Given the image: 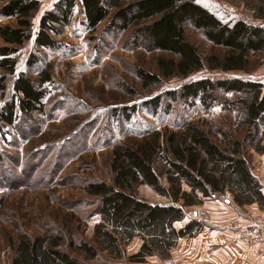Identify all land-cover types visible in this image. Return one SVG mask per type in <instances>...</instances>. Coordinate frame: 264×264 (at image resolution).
I'll list each match as a JSON object with an SVG mask.
<instances>
[{
  "label": "trees",
  "instance_id": "1",
  "mask_svg": "<svg viewBox=\"0 0 264 264\" xmlns=\"http://www.w3.org/2000/svg\"><path fill=\"white\" fill-rule=\"evenodd\" d=\"M0 4V18L15 20L14 26L0 25L1 93L5 75L15 72L13 55L31 37V19L39 0H0ZM76 11L82 18L80 24L91 33L111 15L121 30L135 27L148 50L175 57L157 60L159 75L136 70L145 87L158 85L162 79H184L202 69L245 72L251 57L264 56L263 26L241 19L224 23L194 0H58L39 18L35 47L56 48L58 42L53 37L71 24ZM188 26L199 30L213 47L224 49V56L202 58L185 36ZM12 90V99L0 112V122L9 126L18 113H39L44 98L39 86L23 74L17 75ZM166 98L187 106L198 102L206 110L219 105L224 119L233 114V121L227 124L230 128L218 123L207 130L184 122L180 132L164 133L162 147L158 142L138 151L116 146L110 183L90 182L85 188L87 195L98 199L94 214L99 222L93 226L91 241L75 243L70 237L64 245L60 234L22 235L9 244L8 264H92L99 260L144 264L151 256L167 260L179 239L192 238L204 227L193 218L175 226L184 220L187 208L202 204L204 199L228 192L237 206L256 203L264 210L262 187L250 172L246 156L249 151L264 152V84L205 78L181 84L168 91ZM159 101L157 96L146 103L156 110ZM157 158L163 163L161 169L155 164ZM139 185L149 187L167 204L138 199L134 188ZM134 238L140 239V246L126 255L125 246Z\"/></svg>",
  "mask_w": 264,
  "mask_h": 264
},
{
  "label": "rangeland",
  "instance_id": "2",
  "mask_svg": "<svg viewBox=\"0 0 264 264\" xmlns=\"http://www.w3.org/2000/svg\"><path fill=\"white\" fill-rule=\"evenodd\" d=\"M57 1L39 0L31 19V37L13 55L15 72L5 75V89L0 93L1 112L12 99L15 78L23 74L44 94L39 113H18L11 126L0 122V264H8L9 244L22 235L60 234L64 245L70 237L75 243L91 241L93 226L99 222L94 214L98 199L87 195L85 188L90 182L110 183L112 151L116 146L138 151L146 144L158 142L162 147L164 133L180 132L184 122L204 130L218 123L230 128L227 124L233 121V114L224 119L219 105L206 110L198 102L187 106L182 101H168V91L205 78H239L264 84V56H253L245 72L202 69L184 79H162L158 85L145 87L136 70L159 75L157 60L175 57L148 50L135 27L121 30L111 15L93 33L87 31L80 24L79 8L71 24L53 37L58 42L56 48L37 49L33 40L39 18ZM194 1L224 23L241 19L264 27V0ZM0 25L14 26L15 20L0 18ZM185 31L187 40L202 58L224 56L225 50L213 47L199 30L188 26ZM157 96L160 105L154 110L146 102ZM253 152L246 155L248 167ZM155 164L162 168L159 158ZM134 190L136 197L147 203L167 204L166 199L145 185ZM225 193L229 200L231 195L224 192L203 202H225L221 197ZM198 217L191 218L206 226L205 215ZM232 230L234 233L233 227ZM137 239L125 246L126 255L139 246ZM173 257L171 253L167 260L159 261L151 256L145 264H175Z\"/></svg>",
  "mask_w": 264,
  "mask_h": 264
},
{
  "label": "crops",
  "instance_id": "3",
  "mask_svg": "<svg viewBox=\"0 0 264 264\" xmlns=\"http://www.w3.org/2000/svg\"><path fill=\"white\" fill-rule=\"evenodd\" d=\"M249 168L260 183L264 195V155L253 152ZM186 212L184 220L175 224L178 228L189 221L192 215H198V219H202L204 214L207 225L194 237L178 240V244L170 251V255L174 253L172 260L175 264H264V258L257 256L256 246L237 242L232 230L234 223L247 225L264 219V210L256 203L239 207L230 198L225 202L218 200L203 202L187 208ZM188 212L192 215H188ZM138 242L140 246L141 241ZM139 246L130 254L135 253Z\"/></svg>",
  "mask_w": 264,
  "mask_h": 264
},
{
  "label": "built area",
  "instance_id": "4",
  "mask_svg": "<svg viewBox=\"0 0 264 264\" xmlns=\"http://www.w3.org/2000/svg\"><path fill=\"white\" fill-rule=\"evenodd\" d=\"M222 199L228 197L226 193ZM236 241L246 245H255L258 258L264 257V219L254 224L238 225L232 224Z\"/></svg>",
  "mask_w": 264,
  "mask_h": 264
},
{
  "label": "bare ground",
  "instance_id": "5",
  "mask_svg": "<svg viewBox=\"0 0 264 264\" xmlns=\"http://www.w3.org/2000/svg\"><path fill=\"white\" fill-rule=\"evenodd\" d=\"M236 239V238H235Z\"/></svg>",
  "mask_w": 264,
  "mask_h": 264
}]
</instances>
